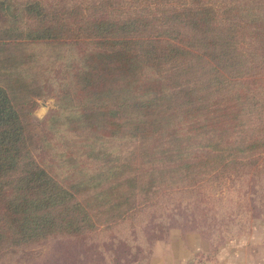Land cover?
I'll return each mask as SVG.
<instances>
[{
	"label": "trees",
	"instance_id": "1",
	"mask_svg": "<svg viewBox=\"0 0 264 264\" xmlns=\"http://www.w3.org/2000/svg\"><path fill=\"white\" fill-rule=\"evenodd\" d=\"M19 5L18 42L0 41V257L53 241L76 242L96 228L78 189L86 182L95 186L97 179L63 182L35 158L27 141L31 126L23 116L36 103L17 90L25 73L53 71L42 48H95L81 51L77 67L72 62L69 69L53 71L79 73L81 85L54 95L58 109L37 122L55 126L64 110L79 111L82 135L63 143L78 142L93 155L104 148L102 139L126 133L148 142L147 150L150 136L170 120L203 118L211 131L221 130L232 164L243 169L264 159V0H20ZM151 107L156 115L146 112ZM48 137L43 133L36 143L55 139ZM125 181L126 211L118 214L127 217L144 205L137 176ZM110 209L100 215L113 216Z\"/></svg>",
	"mask_w": 264,
	"mask_h": 264
},
{
	"label": "rangeland",
	"instance_id": "2",
	"mask_svg": "<svg viewBox=\"0 0 264 264\" xmlns=\"http://www.w3.org/2000/svg\"><path fill=\"white\" fill-rule=\"evenodd\" d=\"M19 1L0 0L3 43L18 42ZM76 45L42 48L49 69H69L72 62L77 67L83 63L81 51L95 49ZM53 71L25 73L20 80L23 85L17 91L36 103L29 117L23 116L31 126L26 131L27 141L35 158L63 182L76 176L97 179L95 186L86 182L78 189L79 199L95 215L96 228L76 242L53 241L17 249L0 257V264H157L163 257L173 258L192 246L211 248L210 253L197 255L200 260L206 255L208 261L213 252L224 261L229 253L220 249L230 247L238 254L236 264H264V159L239 168L225 151L218 127L211 131L203 118L181 121L180 117L156 130L147 150L148 142L125 133L102 139L104 148L91 155L79 148L78 142L63 143L82 135V119L74 107L64 110L55 126L45 128L37 123L58 109L60 102L54 95L67 87L81 88L76 79L79 73ZM39 90L43 91L37 93ZM148 111H153L152 107ZM149 114L156 115L155 111ZM72 124L79 125L77 130L70 128ZM43 133L47 137L53 134L55 139L38 145L36 138ZM238 156L248 161L243 159L244 153L238 152ZM133 175L144 207L126 217L118 213L126 211L129 185L125 179ZM106 198L113 205L105 204ZM110 206L114 207L110 209L113 216L100 215Z\"/></svg>",
	"mask_w": 264,
	"mask_h": 264
},
{
	"label": "crops",
	"instance_id": "3",
	"mask_svg": "<svg viewBox=\"0 0 264 264\" xmlns=\"http://www.w3.org/2000/svg\"><path fill=\"white\" fill-rule=\"evenodd\" d=\"M168 250L172 251V247H170ZM183 250V249H182ZM220 251H226L225 253L228 254V258L224 261H222L221 255L215 254L212 252L210 258L208 261L206 260V255L200 260V257L198 258V254H206V252H211V248H207L205 250L204 248H200L198 246H192L188 248L186 251H181L180 253H177L178 255L173 257L170 255L169 259L167 257H163L157 264H236V261L238 260V257L236 254V250L233 248H221ZM222 253V252H221ZM208 254V253H207Z\"/></svg>",
	"mask_w": 264,
	"mask_h": 264
}]
</instances>
